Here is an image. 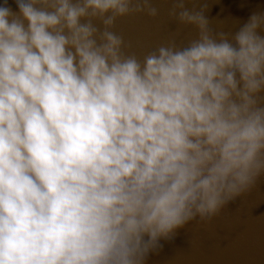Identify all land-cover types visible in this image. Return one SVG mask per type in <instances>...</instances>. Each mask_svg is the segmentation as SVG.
I'll return each instance as SVG.
<instances>
[{"label":"clouds","instance_id":"obj_1","mask_svg":"<svg viewBox=\"0 0 264 264\" xmlns=\"http://www.w3.org/2000/svg\"><path fill=\"white\" fill-rule=\"evenodd\" d=\"M217 2L172 0L197 37L141 59L112 29L152 0H2L0 264H148L258 188L264 6L226 32Z\"/></svg>","mask_w":264,"mask_h":264},{"label":"water","instance_id":"obj_2","mask_svg":"<svg viewBox=\"0 0 264 264\" xmlns=\"http://www.w3.org/2000/svg\"><path fill=\"white\" fill-rule=\"evenodd\" d=\"M160 10L156 18L135 14L120 18L112 29L124 39L125 54L143 58L169 41L186 45L197 37L191 26H180L168 16L172 0H152ZM2 3V0H0ZM9 3L15 9L13 0ZM190 6V5H189ZM264 0H218L208 13L217 31H234L231 17L247 19ZM102 28V25L100 26ZM148 264H264V177L258 188L223 208L209 221L198 217L165 243Z\"/></svg>","mask_w":264,"mask_h":264}]
</instances>
